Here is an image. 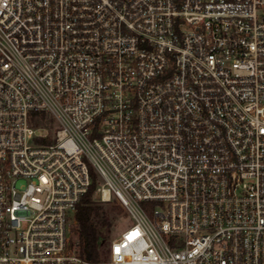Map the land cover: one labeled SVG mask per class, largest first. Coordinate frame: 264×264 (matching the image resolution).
<instances>
[{
    "label": "built area",
    "instance_id": "2783aa9c",
    "mask_svg": "<svg viewBox=\"0 0 264 264\" xmlns=\"http://www.w3.org/2000/svg\"><path fill=\"white\" fill-rule=\"evenodd\" d=\"M0 264H264V0H0Z\"/></svg>",
    "mask_w": 264,
    "mask_h": 264
},
{
    "label": "trees",
    "instance_id": "16d2710c",
    "mask_svg": "<svg viewBox=\"0 0 264 264\" xmlns=\"http://www.w3.org/2000/svg\"><path fill=\"white\" fill-rule=\"evenodd\" d=\"M31 123L37 129L48 128L54 121L45 112L34 113ZM91 185L88 192L77 205L75 213L76 225L73 233L77 237L79 253L90 261H100L101 251L110 242V231L113 221L123 215V209L119 205H113L109 210L102 207L94 195L98 187L96 176L89 168Z\"/></svg>",
    "mask_w": 264,
    "mask_h": 264
},
{
    "label": "rangeland",
    "instance_id": "374dc122",
    "mask_svg": "<svg viewBox=\"0 0 264 264\" xmlns=\"http://www.w3.org/2000/svg\"><path fill=\"white\" fill-rule=\"evenodd\" d=\"M48 128H49V130H51V136H52L53 135L52 131H54V129H55V124L54 123L53 124H49ZM37 135L42 137L43 135H46V131L45 130L38 131ZM89 168H91V170L95 174L96 180L98 182V186H101L102 183H103L101 177L98 175V173L96 172V170L93 167L90 166ZM94 200H96L102 207H104L105 209H108V210L115 204L119 205L116 200H113V201H111L109 203L98 201L96 195H94ZM143 206H146V207L149 206L150 207V211H153V209H154L153 205H150V204H148V205L143 204ZM74 221L76 222L75 216L70 214L69 223H70V226H72V228H74L75 225H76V223L73 224ZM132 226H133V220L131 219L130 216H127L125 212L123 213V215L117 217L113 221V225H112L111 231H110V242L107 245H105L104 248L102 249V251H101V260H108L109 259L110 248H111L112 243L115 240H119L121 238L122 233L125 232L127 229H129ZM70 238L73 239V243L77 244L78 240H77L76 235L73 233V229H72V234H70Z\"/></svg>",
    "mask_w": 264,
    "mask_h": 264
}]
</instances>
